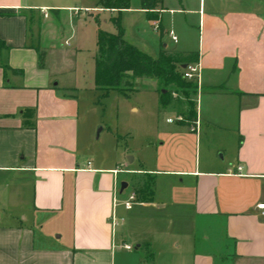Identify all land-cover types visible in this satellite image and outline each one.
Returning <instances> with one entry per match:
<instances>
[{
	"label": "crops",
	"instance_id": "crops-1",
	"mask_svg": "<svg viewBox=\"0 0 264 264\" xmlns=\"http://www.w3.org/2000/svg\"><path fill=\"white\" fill-rule=\"evenodd\" d=\"M186 2L161 0L154 20L137 1L120 13L142 44L155 41L153 21L168 33L176 14L194 16L195 44L176 36L177 46L164 37L161 46L197 52L201 66L196 128L175 126L173 146L156 144L153 163L138 170L154 177L152 200L126 210L128 182L121 191L118 161L91 151L76 88L60 82L49 59L76 35L64 31V21L76 31L102 8L88 0H0V264H140L124 244L146 252L152 264H264V214L257 208L264 202V0ZM172 207L186 211L175 216L185 232L174 231ZM112 214L122 219L115 229Z\"/></svg>",
	"mask_w": 264,
	"mask_h": 264
},
{
	"label": "rangeland",
	"instance_id": "rangeland-1",
	"mask_svg": "<svg viewBox=\"0 0 264 264\" xmlns=\"http://www.w3.org/2000/svg\"><path fill=\"white\" fill-rule=\"evenodd\" d=\"M98 1L88 0L87 4H96ZM135 1H137V4L140 2V0H130L129 4ZM171 3L177 5L178 0L174 2L171 0ZM186 3L187 7H193L197 4V0H187ZM116 15L117 13L111 14L109 11L103 9L99 11L97 9L96 12H93V15L87 16L83 26L77 23L76 31L72 30V23L69 20L64 21L62 23L64 31L67 34L71 35L73 33L76 35L70 37V45H64L63 40V52L58 51V54H52L49 59L50 65L60 71V82L66 85L71 84L76 88L72 94L78 98L80 103V123L84 122L87 131L93 137L92 143L95 146L91 151L96 154L98 159L105 160L108 163L110 161H118L117 168L120 169L119 187H121L123 182H126L124 179H127L128 187L124 189L122 195L124 199H127L131 183L133 191L144 180V173L138 172V170L142 166H150V163L152 164L153 159L158 155L155 152L156 144L163 142L164 149L173 146L172 142H175V137L172 133V128L180 126L175 119L179 115L184 119L191 109H195L197 113L200 93L199 95L197 93L194 94L190 90L188 97H185L180 90L176 91L172 89L173 86H167L170 89L171 102L163 107L158 103L157 99L159 90L163 86L159 84L157 79L153 78L138 80L139 89L134 92H126V94H121L117 91L104 93L100 90H94L92 86V57L96 48L95 30L99 28L106 32H115V26L110 18ZM74 16L76 15L74 14ZM175 17L176 21L174 22L173 31L179 37L180 44H195L197 25L192 22L195 17L179 14H176ZM121 26L126 28L124 29V35L128 36L126 39L133 38L135 40L133 45H136L140 50L152 57L157 56V49L159 51L163 37L165 38L164 43L170 48L177 46L178 40H172L170 36H167L168 33H163L159 39L156 34L159 29H155L157 32L152 28L149 29L155 41H148L142 44L136 39L138 35L134 28ZM66 49L67 51H65ZM168 52L183 54L174 49H170ZM57 55L64 56L62 59L60 56V64V61H56ZM214 90L216 89L204 88L203 93ZM167 118L173 119V122L166 121ZM202 141H204L203 133L201 135V143ZM199 154L200 145L198 139L197 144L193 148V155L198 157ZM131 159L133 160L132 162H130ZM130 178L131 183L129 181ZM174 180L176 181V178ZM166 183L165 178L160 177L158 182L160 187H165ZM179 212H183L182 215H187L185 210L179 211V209L172 207L167 209V216L171 215L175 219L173 224L174 231L183 228L182 232H185L186 225L178 222L176 220L177 217H175ZM132 247L129 254L131 256L138 255L140 264H147V262L152 264V259L146 252L139 254L140 250H135L134 245ZM169 250L171 249L167 246L164 252H169Z\"/></svg>",
	"mask_w": 264,
	"mask_h": 264
},
{
	"label": "trees",
	"instance_id": "trees-1",
	"mask_svg": "<svg viewBox=\"0 0 264 264\" xmlns=\"http://www.w3.org/2000/svg\"><path fill=\"white\" fill-rule=\"evenodd\" d=\"M129 1L99 0L97 3V7L116 12L117 15L110 18L115 26V32L97 30L93 73L95 88L104 93L117 91L126 94V92L137 91L140 85L138 80L142 78L157 79L159 84L163 86L158 93V103L163 107L171 102L170 89L167 86H173L172 89L176 91L180 90L185 97H188L190 90L196 94L197 85L195 82L187 81L182 77V66L197 62V52L180 55L170 53L160 45L157 56L152 57L124 39L120 13L129 8ZM160 2L161 0H140V8L146 12L149 20L159 19L157 8ZM0 14L4 15L3 13ZM159 32L161 37L163 33L162 31ZM0 44L3 45L1 41ZM44 60L45 53L41 51L39 52L40 67L43 66ZM125 96L127 97V95ZM24 110L25 115L32 116L33 109L27 108ZM196 114V110L191 109L184 120L178 123L193 128L196 123ZM153 184L154 177L145 174L141 185L133 190L136 194V200L140 202L152 200Z\"/></svg>",
	"mask_w": 264,
	"mask_h": 264
},
{
	"label": "built area",
	"instance_id": "built-area-1",
	"mask_svg": "<svg viewBox=\"0 0 264 264\" xmlns=\"http://www.w3.org/2000/svg\"><path fill=\"white\" fill-rule=\"evenodd\" d=\"M158 23H159L158 20L153 21L152 25H153L154 29H158V27H159ZM168 34L172 40H174V41L177 40V37H176V35H174L173 31H169ZM200 76H201V66H200L198 61L194 62V63H188L182 69V77L187 81H192V82H195L196 84H198L200 81ZM183 120H184L183 117L180 115L175 119L176 122H180ZM167 121L173 122V119L168 118ZM196 126H197V122L195 123V127H193L192 129H195ZM89 164L90 163L88 162V165ZM118 172H120V169L117 168L114 170V173H118ZM136 201H137L136 200V194L133 191L128 195L127 199L124 201V203H123L124 208L126 210L131 209L132 205ZM257 208L261 210L262 214H264V202L257 204ZM120 221H122V219L120 217H118L116 214L111 215L110 224H111V227L113 229H115L117 227V225L120 223ZM123 247L126 250H132V247L130 245L124 244Z\"/></svg>",
	"mask_w": 264,
	"mask_h": 264
},
{
	"label": "water",
	"instance_id": "water-1",
	"mask_svg": "<svg viewBox=\"0 0 264 264\" xmlns=\"http://www.w3.org/2000/svg\"><path fill=\"white\" fill-rule=\"evenodd\" d=\"M185 66H186V64H184L182 67L184 68ZM125 187H126V183L123 182V183L121 184L120 190L122 191Z\"/></svg>",
	"mask_w": 264,
	"mask_h": 264
}]
</instances>
